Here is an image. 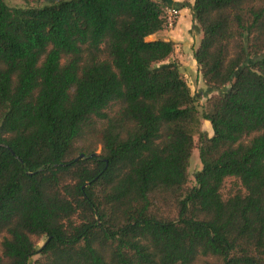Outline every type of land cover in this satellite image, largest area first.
Here are the masks:
<instances>
[{
    "label": "trees",
    "instance_id": "obj_1",
    "mask_svg": "<svg viewBox=\"0 0 264 264\" xmlns=\"http://www.w3.org/2000/svg\"><path fill=\"white\" fill-rule=\"evenodd\" d=\"M22 1L0 0V264H264V0H194L201 110L148 39L171 0Z\"/></svg>",
    "mask_w": 264,
    "mask_h": 264
},
{
    "label": "rangeland",
    "instance_id": "obj_2",
    "mask_svg": "<svg viewBox=\"0 0 264 264\" xmlns=\"http://www.w3.org/2000/svg\"><path fill=\"white\" fill-rule=\"evenodd\" d=\"M5 2L10 6H25L26 5L22 0H5ZM37 4H39V3L38 2H31L30 3V5H37ZM180 17H181V14H180ZM180 17H179V19H180ZM179 19H178V21H179ZM178 21H177V23L173 29H168L167 31H165L167 37L176 33V30H174V29H176ZM196 28L197 27L195 26V22L192 19V26H191L190 32L187 30L184 31L185 34H188V32L192 33V41L190 40V41L186 42V43H190V45H184L183 46L181 43H179V42H182L181 40L178 42L176 41L177 44H179V46H180L178 48V50L175 51V53L169 59L160 63L159 65L168 64L171 62L178 64L182 75L184 76L187 84H189V86H190L191 93L194 94V96L198 100L199 109L201 110L202 106L205 103L208 91H207L206 85L204 86L203 81H200L199 74H197V72H196V67L190 66V63L192 64V62H193L191 58H192V52L195 48L196 41H197L196 37H197V39L199 38V36L201 37V33H199V31L196 30ZM171 30H174V31H171ZM166 36L165 35L164 36H157V38L162 39V37H166ZM191 43H192V45H191ZM187 68L189 71H187ZM210 94H212V93H210ZM200 129L206 131L209 136L212 135V128H211L209 121L201 119ZM194 140H195V142L197 141V135L194 136ZM97 152H99V149ZM200 168H201V162H200L199 157H198V150H197V148H195L193 150L192 156L190 158L189 168H188V172H189L188 184L190 186L195 184L194 173H195V171L199 170ZM232 183H233V180L232 181L229 180L226 183V185L223 187L222 193L225 196L228 194V190L231 187ZM43 242H44V239L38 240L37 248H39L43 244ZM38 257H39L38 255L34 256L31 259V262L36 260ZM197 264H204V261L201 260Z\"/></svg>",
    "mask_w": 264,
    "mask_h": 264
},
{
    "label": "crops",
    "instance_id": "obj_3",
    "mask_svg": "<svg viewBox=\"0 0 264 264\" xmlns=\"http://www.w3.org/2000/svg\"><path fill=\"white\" fill-rule=\"evenodd\" d=\"M171 2L179 7L180 14H181V17H180V19L178 21L176 29H174V30H176V33H174V34L170 35L169 37H167L165 31H167L168 29H164V30H161V31L157 32L154 35L149 36L148 39L152 40V39H156L157 36H164L165 35L166 37H162V39H164V40H172V41L175 42V50H174V53H175V51H177L178 48L180 47L179 44H177L178 41L181 40L182 42H179V43H181L183 46L184 45H190V43H186V42L190 41V40L192 41V33H189V32H190V29H191V26H192L191 6L193 5L194 0H171ZM174 30H171V31H174ZM185 30L189 31L188 34L184 33ZM196 30H198V29L196 28ZM198 31H199V33H201L200 30H198ZM200 38H201L200 36H199L198 39L196 37L197 41H196L195 47L197 46ZM191 45H192V43H191ZM191 59H192L193 62H192V64L190 63V66H195L196 67V72H197V74H199L200 81H203L202 77L200 75V72L198 70L197 63H196V61H195V59L193 57V52H192V58ZM187 71H189L188 68H187ZM188 86H189V84H188ZM204 86H205V84H204Z\"/></svg>",
    "mask_w": 264,
    "mask_h": 264
},
{
    "label": "built area",
    "instance_id": "obj_4",
    "mask_svg": "<svg viewBox=\"0 0 264 264\" xmlns=\"http://www.w3.org/2000/svg\"><path fill=\"white\" fill-rule=\"evenodd\" d=\"M165 29H173L180 17V9L172 5H164Z\"/></svg>",
    "mask_w": 264,
    "mask_h": 264
},
{
    "label": "water",
    "instance_id": "obj_5",
    "mask_svg": "<svg viewBox=\"0 0 264 264\" xmlns=\"http://www.w3.org/2000/svg\"><path fill=\"white\" fill-rule=\"evenodd\" d=\"M79 157H83V154H81Z\"/></svg>",
    "mask_w": 264,
    "mask_h": 264
}]
</instances>
